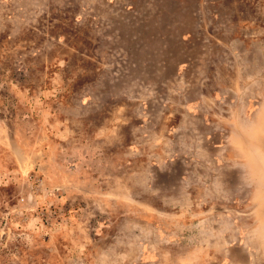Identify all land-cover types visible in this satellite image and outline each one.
Here are the masks:
<instances>
[{"label": "rangeland", "instance_id": "1", "mask_svg": "<svg viewBox=\"0 0 264 264\" xmlns=\"http://www.w3.org/2000/svg\"><path fill=\"white\" fill-rule=\"evenodd\" d=\"M241 107L264 111V0H0V264H264Z\"/></svg>", "mask_w": 264, "mask_h": 264}, {"label": "clouds", "instance_id": "2", "mask_svg": "<svg viewBox=\"0 0 264 264\" xmlns=\"http://www.w3.org/2000/svg\"><path fill=\"white\" fill-rule=\"evenodd\" d=\"M230 153L227 171L237 172L232 186L244 193L249 203V222L242 228L249 248L264 252V111L249 115L244 107L237 110L224 132ZM220 192L225 190L223 179L217 181ZM220 194V193H218ZM232 225H229L231 228Z\"/></svg>", "mask_w": 264, "mask_h": 264}, {"label": "crops", "instance_id": "3", "mask_svg": "<svg viewBox=\"0 0 264 264\" xmlns=\"http://www.w3.org/2000/svg\"><path fill=\"white\" fill-rule=\"evenodd\" d=\"M59 159H61L62 160V158H59V157H56L55 158V162H54V164H50V168H48L49 169V171H50V173L51 172H55V170L57 171V168L61 165V168H62V170H63V175L64 176H66L67 177V180L64 182V181H61L60 179L59 180H54V182H55V185L56 186H68L69 184H74L73 186H76V187H80V188H82V187H84L85 186V183H83L81 180L79 181L77 178H76V175H77V173L75 172L77 169H75V171L73 170V172H69L68 170H64V165H63V162H61V164L58 162V160ZM229 159H230V156H229ZM59 174L61 173V172H59V171H57ZM185 173H186V171H184ZM186 175V174H185ZM233 175V174H232ZM75 178L76 180H72V181H70V179L71 178ZM67 182H68V185H67Z\"/></svg>", "mask_w": 264, "mask_h": 264}]
</instances>
